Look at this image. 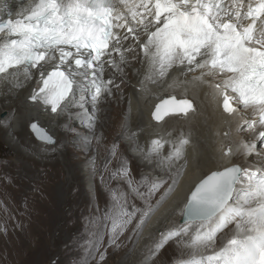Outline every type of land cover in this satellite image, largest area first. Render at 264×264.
<instances>
[{
    "label": "snow or ice",
    "instance_id": "obj_1",
    "mask_svg": "<svg viewBox=\"0 0 264 264\" xmlns=\"http://www.w3.org/2000/svg\"><path fill=\"white\" fill-rule=\"evenodd\" d=\"M120 4L128 7L127 0H36L22 19L0 22V33L6 31L8 36L15 37L0 40V74L7 73L10 77L22 74L30 79L31 70L36 69L41 86L28 97L31 102L50 106L52 113L59 110L61 115L76 106L85 109V83L93 88V100L104 92L110 94L107 85L113 81L102 79L105 64L118 69L119 65L112 59L114 53H120L121 63L128 62L125 51L135 54L133 45L122 50L123 42L131 34L136 47L143 51L141 63L147 64L149 73L146 80L159 86L174 67L182 66L183 75L206 70L194 75L192 82L209 83L213 89L212 102L228 116L252 109L262 126L258 131L259 140L264 142V0H256L255 6L249 3L246 12L243 0H233L231 5H225L224 0H138L129 8L131 26L120 11ZM136 8L142 11L137 12ZM124 27H127L124 34L113 31ZM9 69L15 71L9 72ZM205 75L214 79L205 81ZM140 83L141 90H145V81ZM169 114L187 125L202 115V109L188 96L170 95L156 105L152 115L160 121ZM237 119L249 123L242 116L238 115ZM256 123L251 121V127ZM241 126L237 124V133ZM30 127L44 143H56L36 122ZM232 131L229 127L222 134L226 143L220 149V159L257 152L255 139L247 143L234 140ZM168 142L172 145L169 155L160 157L158 165H172L178 160L184 163L170 177L171 184L161 177L154 179L146 193L133 189L142 200L145 196L151 198L168 184L163 200L179 183L187 164L186 146L191 142V130L187 134L181 132ZM162 147L161 141L155 140L152 152L158 153ZM124 172L127 175V169ZM244 181L246 185L238 190L236 185ZM253 203L255 206H245ZM145 204L144 209L133 205L132 212L121 208L116 213L110 242H115L117 235L137 218V213L140 216L136 227L145 223L153 211L147 200ZM183 215L181 227L161 233L157 250L169 240L186 235L187 225L195 223L198 227L185 246L199 248L214 244L217 233L237 218L240 222L236 224L235 234L219 251L206 257L193 254L177 264H264V169L233 165L212 171L191 192Z\"/></svg>",
    "mask_w": 264,
    "mask_h": 264
},
{
    "label": "bare ground",
    "instance_id": "obj_2",
    "mask_svg": "<svg viewBox=\"0 0 264 264\" xmlns=\"http://www.w3.org/2000/svg\"><path fill=\"white\" fill-rule=\"evenodd\" d=\"M129 45L134 46L132 40L125 41L122 50L126 49ZM136 53L134 54L135 58H133V52H124V55L128 58L127 63H121L120 53L113 54L112 59L119 65V68H115V70L107 69L102 77L105 82L109 79L113 81L112 84L107 85L110 94L109 92H104L97 100H93V88L91 85L85 83L86 113L85 109H80L76 106L61 115L59 110L57 113L42 111L39 105H34L30 102L28 97L33 89H35L38 75L37 70H31L32 76L30 79H26L22 74L16 77L3 76L7 77L6 79L0 78V117L2 113H6L10 123L9 128H3L4 126L0 124V136L11 137L13 140H9L6 144L17 155V163L15 164L19 170V174L23 176L20 177V188L23 189V194L29 191L45 192L51 196L52 201L56 202V206L63 203L65 199L64 191H66L68 183V189L72 187L70 182L64 178V167H66L68 172L71 171L75 175L74 180L82 187L83 191L81 193L83 196L79 199H83L84 204L88 203L87 205L90 208H95V204L99 199H104L105 196H109L112 192L121 196H127L137 191L139 193H146L148 188L138 182V176H148V173L145 172H149L152 176H161L171 183L170 177L175 176L177 167L183 164L184 161L178 160L172 165L165 163L162 166L158 165L157 161L160 157L169 155L172 145L168 141L178 137L181 132L187 134L189 129L191 130V142L186 146V167L182 170L181 178L175 186L174 191L164 196L162 204L144 224L136 241V252L133 256V263L152 254L156 249V244L162 239V232L181 227L180 221L188 196L196 183L206 175L212 171L223 170L224 167L232 165H240L242 169H264V154L259 153L260 149L258 148L260 143H264L258 137V131L262 126L258 123V115L253 113L252 109H244L242 112L233 113L231 116L224 113L221 107H217L212 102L210 93L213 89L209 83L192 82L194 75H199L201 72L206 71L203 69H198L195 73L189 72L187 75H183L184 69L182 66L174 67L159 86L154 85L146 80L149 73L147 64L141 63L143 51L136 49ZM203 79L205 81H212L214 77L205 75ZM140 81H145V90L143 91L141 90ZM185 81H189L190 83H185ZM170 84L172 85L171 87H169ZM116 85H119V88ZM114 87L115 91H113ZM123 89L124 91H121ZM170 95H175L177 98L188 96L194 99L201 106L202 115L187 125L172 114L167 115L160 121L154 120L152 112L155 106L164 97ZM233 106L236 105L233 104ZM123 115L125 116L123 117ZM238 115L243 117V121H248L249 123H243L238 120ZM251 121H257L254 128L251 127ZM33 122H36L48 134L52 135L56 143L48 145L43 141H33L27 131V126ZM238 123L242 125L239 133L236 132ZM72 127L81 129L77 132L76 136L70 134L66 136L61 135L63 130L68 128L71 130ZM229 127L233 130L232 138L234 140H243L247 143L255 139L257 152L248 155L241 153L232 156L230 159H220V149L226 143L222 134ZM24 128L27 131L25 134L23 132ZM122 129L125 131L121 132L120 137L125 141H108L114 138L115 134ZM71 136L76 139L71 141ZM155 140H160L163 145L158 153L152 152L153 141ZM14 142L15 144H13ZM58 145L65 147L66 150L58 152L60 155H56L55 151L51 152ZM27 149L35 152L38 158L42 157L47 159V161L39 160L35 154L32 155L29 151L26 152ZM118 154L122 159L117 163L119 166H116L113 170L117 168L115 171L119 174L118 176L125 175V169H127L128 175L133 173V176L129 179L131 180V185L129 184V180L108 184L109 179L114 175L112 174V176L108 173L106 176L107 165L109 162L112 164L113 157L115 155L118 156ZM57 157H62V160L49 162V158L56 159ZM99 173L104 175V178L101 179V186L94 184L97 197L93 198L89 196V190L92 189V186L88 176L91 175L94 179L93 181L96 182ZM135 173L139 175L136 176ZM86 177L88 178L85 179ZM246 183L244 181L238 184L236 188L240 190ZM0 189H2L1 183ZM133 189L137 191H133ZM1 196L0 194V198ZM48 200L50 199L48 198ZM48 206L51 208L49 204ZM43 208L45 210V207ZM43 214H45L44 211ZM49 215V217L46 216L49 223H53L54 218L55 220L58 219L56 211H50ZM90 217L87 218L86 225L92 223V221L90 222ZM239 222H236V224ZM236 224H233L224 234L228 239L235 234ZM187 227H193L191 228L192 232H195L198 225L193 223L187 225ZM223 238L225 237H220L221 240ZM100 239L103 240V236ZM187 242L189 244L191 239L187 240ZM174 243L172 242L168 245V253L170 255L178 254L189 257V255L197 254V257H206L219 251L226 242L219 243L220 245L215 249L186 247L185 242L178 247ZM201 249L203 250L200 251ZM86 264L88 263L86 262Z\"/></svg>",
    "mask_w": 264,
    "mask_h": 264
},
{
    "label": "rangeland",
    "instance_id": "obj_3",
    "mask_svg": "<svg viewBox=\"0 0 264 264\" xmlns=\"http://www.w3.org/2000/svg\"><path fill=\"white\" fill-rule=\"evenodd\" d=\"M135 54H137L136 51ZM116 87L119 88V85H116ZM115 90L116 89L114 87L113 91ZM121 91H124V89ZM3 115H5V117L1 118ZM124 116L125 115H123V117ZM1 117V126H4L3 128H9V119L6 123H4L5 118L7 117L6 113H2ZM1 119L4 121H1ZM80 130V128L72 127L71 130L68 128L63 130L61 135L66 136L67 134H70L72 136H76L78 134L77 132ZM27 131L26 128H24V134ZM122 131L125 130H120L115 134L114 138L109 139L108 141H125L122 137H120ZM72 136L70 137L71 141L76 139ZM6 137L7 136H0V183L2 186V189H0V194L2 195L0 198V264H86V262L88 264H177V261L187 260L190 256H192L189 255V257H185L178 254L170 255L168 253V245L175 242L174 244L179 247L184 242L186 243L187 240L192 239L194 235L192 233L194 231L192 232L191 228L193 227L189 228L186 235L169 240L162 248L159 250L155 249L152 254L147 255L148 257L138 259V262L136 260V262H132L133 256L136 252V241L148 218L162 204L163 200H161V197L164 192V188L157 191L153 196H151V198L145 196L143 200L137 195V192H132L127 196H121L112 192L109 196H105L104 199H99L95 204V208H90V206L87 205L88 203L84 204V200L79 199L83 196L81 194L83 191L82 187L75 182V175L71 171L68 172L66 167H64V178L70 182L72 187H69L70 189H68V183L66 191H64L65 199L63 203L56 206V202L52 201L53 199L51 196L47 195L45 192L29 191L23 194V189L20 188L21 184L19 183L21 180L20 177L23 176L19 174V170L15 164L17 163V155L9 148V145L6 144L9 140H13L11 137ZM13 144H15V142ZM263 144L264 143H260L258 148L260 149L259 153L264 154ZM27 151L29 150L27 149L26 152ZM54 151L56 155H60L58 152H64L66 150L65 147L58 145L56 149H52L51 152ZM29 152L32 155L35 154L33 151ZM1 155L4 157L2 158ZM7 155L11 156V158H6L5 156ZM35 156L38 158V155L35 154ZM38 159L47 161V159L42 157ZM121 159L122 158L119 154L118 156L115 155L112 159V164L109 162L107 165L108 170L106 171V176L108 173L114 175H112L113 177L109 179V185L118 181H128L133 176V173L130 175L127 174L118 176L119 174L115 171L117 168L113 170L116 166H119L117 163ZM53 160L61 161L62 157H57L56 159L49 158V162ZM94 163H96V161H94ZM111 165L112 167H110ZM145 173H148V176H138L139 174H135L138 176V182L142 183L143 180L142 184L148 189L154 179L161 178V176L158 175L152 176L149 172ZM98 175L99 177L96 182L93 181L94 179L91 175L88 176L92 186V189L89 190V196L93 198L97 197L94 184L101 186V179L104 178V175H101L100 173ZM168 184L171 183L168 181ZM168 184L164 187L167 188ZM48 198L50 200H48ZM145 200L148 201V204H150L153 209V211L149 212L148 217L145 219V223L141 225L140 228L136 227L140 216V213H137V218L132 220V223L124 229L122 234L117 235L115 242H110L112 240V227L113 221L116 218V213L121 208H125L128 212H132L133 205L136 208L144 209L146 207ZM158 201L159 205L157 206ZM74 205L75 207H73ZM245 206L250 207L254 206V204ZM43 207H45V210ZM42 210L46 215L43 214ZM50 211H56V216L58 218L57 220L54 218L53 223L48 222ZM71 212H74V216ZM89 216H91V220H89L90 222L92 221V223H90V225H86L85 223L87 222L86 220ZM77 217L79 218L78 220ZM126 218L127 217H125V219ZM238 221L240 220L237 219L233 223L229 224L227 228L223 229V231L217 233L214 244H211L208 247H203V249H215L218 245L227 242L228 237L226 235L224 236V234ZM117 232L119 233V229H117ZM101 236H103V240L100 239ZM221 236L226 239L223 238L221 240ZM178 241H182V243H178Z\"/></svg>",
    "mask_w": 264,
    "mask_h": 264
},
{
    "label": "clouds",
    "instance_id": "obj_4",
    "mask_svg": "<svg viewBox=\"0 0 264 264\" xmlns=\"http://www.w3.org/2000/svg\"><path fill=\"white\" fill-rule=\"evenodd\" d=\"M107 69H111V70H115V68H104V73H103V76H104V74H105V72L107 71ZM32 70H36V69H32ZM13 71H15V69H11V70H9V72H13ZM38 73V72H37ZM6 76H8V74L6 73ZM38 80H39V75H37V80H36V82H35V89H37L38 87H40L41 85L38 83ZM34 90V89H33ZM31 102V101H30ZM33 103V102H32ZM159 103V102H158ZM157 103V104H158ZM34 105H39L40 106V108H41V110L42 111H50V106L48 107V106H44V105H42L41 103H39V102H36V103H33ZM156 107V106H155ZM155 109V108H154ZM154 111V110H153ZM153 113V112H152ZM5 116H2L1 118H4ZM152 118H153V116H152ZM1 121H4V120H2L1 119ZM6 121H8V117H6L5 118V122L4 123H6ZM3 123V124H4ZM30 125L31 124H29L28 126H29V128H28V126H27V130H28V135L30 136V137H32V139L33 140H35V141H41V140H39L36 136H35V134L33 133V131H32V129H31V127H30ZM39 126V125H38Z\"/></svg>",
    "mask_w": 264,
    "mask_h": 264
},
{
    "label": "water",
    "instance_id": "obj_5",
    "mask_svg": "<svg viewBox=\"0 0 264 264\" xmlns=\"http://www.w3.org/2000/svg\"><path fill=\"white\" fill-rule=\"evenodd\" d=\"M159 103H160V102H159ZM154 110H155V109H154ZM153 112H154V111H153ZM152 114H153V113H152ZM169 115H171V114H169ZM152 116H153V115H152ZM166 116H167V115H166ZM166 116H164V118H165ZM164 118H163V119H164ZM38 127H40V126H38ZM40 128H42V127H40ZM44 130H45V129H44ZM32 131H33V130H32ZM33 133H34V132H33ZM34 134H35V133H34ZM35 136H36V134H35ZM36 137H37V136H36ZM37 138H38V137H37ZM38 139H39V138H38ZM39 140H40V139H39ZM235 166H237V165H235ZM239 167H240V166H239ZM199 182H200V181H199ZM199 182H198V183H199ZM198 183H196V185H197ZM196 185H195V186H196ZM194 188H195V187H194ZM194 188H193V190H194ZM193 190H192V191H193ZM192 191H191V192H192ZM191 192H190V194H191ZM190 194H189V196H190ZM189 196H188V198H189ZM187 201H188V200H187ZM230 201H231V200H230ZM230 201H229V202H230ZM183 220H184V215L182 216V219H181V221H180V224H182V221H183Z\"/></svg>",
    "mask_w": 264,
    "mask_h": 264
}]
</instances>
